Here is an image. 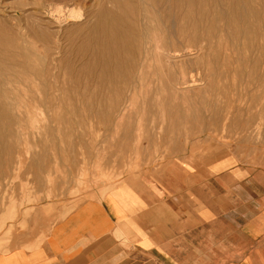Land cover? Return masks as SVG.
I'll return each mask as SVG.
<instances>
[{"label":"rangeland","instance_id":"obj_1","mask_svg":"<svg viewBox=\"0 0 264 264\" xmlns=\"http://www.w3.org/2000/svg\"><path fill=\"white\" fill-rule=\"evenodd\" d=\"M246 1H184L182 36L151 32L146 53L137 28L117 25L108 36L129 45L99 55L90 28L104 0H0V60L18 66L0 107V251L15 228L166 172L193 175L203 196L208 170L227 166L217 192L264 196V0Z\"/></svg>","mask_w":264,"mask_h":264},{"label":"crops","instance_id":"obj_2","mask_svg":"<svg viewBox=\"0 0 264 264\" xmlns=\"http://www.w3.org/2000/svg\"><path fill=\"white\" fill-rule=\"evenodd\" d=\"M219 167L203 196L193 175L189 188L166 172L84 200L46 227L15 228L0 264H264V196L252 186L217 192L216 174L231 171Z\"/></svg>","mask_w":264,"mask_h":264},{"label":"bare ground","instance_id":"obj_3","mask_svg":"<svg viewBox=\"0 0 264 264\" xmlns=\"http://www.w3.org/2000/svg\"><path fill=\"white\" fill-rule=\"evenodd\" d=\"M146 1L148 2V6H146L147 3L145 5L144 0H104V2L100 5L98 12L94 15L95 24L90 28V30L94 31V33L96 34L95 36L96 38H94V36L92 38L94 39V41L97 42V45H101L100 47H98L97 50V52H99V55L104 54L105 50L107 49V47H110V43L112 42L114 43V45L115 43L117 44V42H123L124 44L129 45L130 42L126 40L119 41L118 34L116 33H114L112 37L108 36L111 30L114 29L117 25L122 26L127 33L128 31L137 28L138 31L143 34L142 39L144 41V46H145L144 53L149 51L148 47L150 46L149 42L151 41L149 36H151V32H155V34L157 33L161 34V38H163L162 36H164L165 38L166 35H168L169 38H171L172 40L173 39L176 40L180 38L179 36H182V28L179 27V23L182 20L180 16V10H181V6L184 4V1L186 0H146ZM198 1L201 2L202 4L204 2H208L210 5L213 6L227 5L233 2H237V3H241L242 5H245L247 2L246 0H208V1L198 0ZM106 2L113 3V7L107 8L105 6ZM62 13L63 12L60 9H55L53 11V15L51 16L55 18L54 16L57 15L58 18L57 19L55 18V20H58L59 22ZM81 17L82 16L79 12L71 11L69 13L68 11V15L66 19L69 18V20L71 19V21L73 20L76 21L79 20ZM198 19L200 21L207 20V22H211L213 20L208 16H205V11L202 9L200 11V14L198 15ZM50 24L51 23L49 22L48 24L42 23L39 26L36 25L33 26L32 29L36 33H38V31H40L38 29L44 30L41 27L42 25H45V27H47ZM162 25L163 26L167 25V28L163 27ZM163 28H165L166 31H163ZM116 30H118V27H116ZM120 34H122V32ZM6 49L7 46L0 43V55ZM114 49H115V53L118 54L117 52H119V48L114 47ZM6 65L7 64H5L4 66V63L1 62L0 60V107H4L3 103H5L6 101L2 99V97L7 98L8 92L6 86H8V84L10 83L11 77L17 73V68H18V66L15 64H10L11 66L9 65L6 66ZM25 67H29V64H26ZM9 111L10 110L7 107V112ZM4 119L8 121L11 120V118L9 117L10 119L9 120L7 116H4Z\"/></svg>","mask_w":264,"mask_h":264}]
</instances>
